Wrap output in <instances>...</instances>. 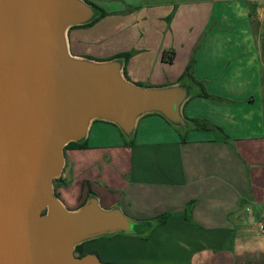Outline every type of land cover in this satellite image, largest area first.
I'll return each instance as SVG.
<instances>
[{"label": "crops", "instance_id": "crops-1", "mask_svg": "<svg viewBox=\"0 0 264 264\" xmlns=\"http://www.w3.org/2000/svg\"><path fill=\"white\" fill-rule=\"evenodd\" d=\"M86 1L105 15L70 29L71 54L122 56L126 77L143 87L188 76L200 93L184 115L212 129L182 134L148 114L128 140L96 120L84 148L65 150L61 201L77 210L95 194L103 208L154 225L127 235L106 263L264 264V0Z\"/></svg>", "mask_w": 264, "mask_h": 264}, {"label": "water", "instance_id": "water-1", "mask_svg": "<svg viewBox=\"0 0 264 264\" xmlns=\"http://www.w3.org/2000/svg\"><path fill=\"white\" fill-rule=\"evenodd\" d=\"M99 16L86 0H0V264H104L95 253L76 256V248L153 228L120 207L103 208L95 194L77 210L57 195L65 148L84 144L94 121L117 125L128 140L148 114L182 134L195 128L183 108L200 89L188 76L143 87L126 77L124 57L71 54L70 29Z\"/></svg>", "mask_w": 264, "mask_h": 264}, {"label": "rangeland", "instance_id": "rangeland-1", "mask_svg": "<svg viewBox=\"0 0 264 264\" xmlns=\"http://www.w3.org/2000/svg\"><path fill=\"white\" fill-rule=\"evenodd\" d=\"M59 180L57 179L54 181V187H57L59 185ZM130 239L131 238L127 237V235L125 234H117L112 237H103L92 240L91 242L89 241L90 244L88 245V247L95 250V252H97V254L101 256V260L105 261L108 255H118L121 248H124L126 246L122 244L125 243L126 240Z\"/></svg>", "mask_w": 264, "mask_h": 264}, {"label": "trees", "instance_id": "trees-1", "mask_svg": "<svg viewBox=\"0 0 264 264\" xmlns=\"http://www.w3.org/2000/svg\"><path fill=\"white\" fill-rule=\"evenodd\" d=\"M91 4V3H90ZM92 5H94V4H92ZM99 11H100V16L96 19V20H94L91 24H93V23H95L97 20H99L101 17H103L104 15H105V12H104V10L103 9H101V8H99L98 6H96V5H94ZM174 52H165L164 54H163V59L165 60V61H167V62H169V63H172L173 61H174ZM122 57V56H121ZM203 94V93H202ZM191 120V119H190ZM193 123H194V125H195V128L194 129H198V128H200V129H203V130H205V131H209V130H211L212 129V127H210V125L209 124H207L206 122H198V121H195V120H191ZM217 129H219V130H221L220 128H217ZM85 147V144H77V143H70L66 148H65V150H69V149H82V148H84ZM59 180V179H58ZM77 249L82 253V256H83V245H80V246H78L77 247ZM104 263V262H103ZM104 264H111V263H104Z\"/></svg>", "mask_w": 264, "mask_h": 264}, {"label": "flooded vegetation", "instance_id": "flooded-vegetation-1", "mask_svg": "<svg viewBox=\"0 0 264 264\" xmlns=\"http://www.w3.org/2000/svg\"><path fill=\"white\" fill-rule=\"evenodd\" d=\"M83 250H84L83 251V256L88 254V252H86L85 249H84V245H83ZM75 253H76V256L82 257V253L77 248L75 250Z\"/></svg>", "mask_w": 264, "mask_h": 264}, {"label": "built area", "instance_id": "built-area-1", "mask_svg": "<svg viewBox=\"0 0 264 264\" xmlns=\"http://www.w3.org/2000/svg\"><path fill=\"white\" fill-rule=\"evenodd\" d=\"M260 232L264 235V221L260 225Z\"/></svg>", "mask_w": 264, "mask_h": 264}]
</instances>
